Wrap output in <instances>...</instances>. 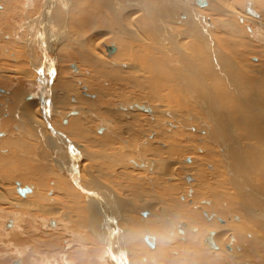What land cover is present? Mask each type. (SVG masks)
<instances>
[{"label": "bare ground", "instance_id": "6f19581e", "mask_svg": "<svg viewBox=\"0 0 264 264\" xmlns=\"http://www.w3.org/2000/svg\"><path fill=\"white\" fill-rule=\"evenodd\" d=\"M0 2V244L52 246L37 214L81 264H264V0Z\"/></svg>", "mask_w": 264, "mask_h": 264}, {"label": "rangeland", "instance_id": "374dc122", "mask_svg": "<svg viewBox=\"0 0 264 264\" xmlns=\"http://www.w3.org/2000/svg\"><path fill=\"white\" fill-rule=\"evenodd\" d=\"M1 3V2H0ZM20 3H21V1H20ZM1 5V4H0ZM11 24H13V22H11ZM0 30H2V28H0ZM1 33V35H2V32H0ZM105 33V32H104ZM7 35H9L8 33H6ZM0 35V36H1ZM106 38H107V40L106 41H104L105 42V44H109L108 42L109 41H111V40H109V36L108 35H106ZM67 62H65V67L68 65L69 66V68H70V70H71V72L74 74L75 72L73 71V69H71V66L72 65H76V63H75V57L74 56H72L71 57V55H69V54H67ZM73 58V59H72ZM14 60H16V58H14ZM14 60L12 61V59H11V63L10 64H15V62H14ZM19 60V59H18ZM75 63V64H74ZM68 68V67H67ZM78 68V67H77ZM79 69V68H78ZM57 70V69H56ZM84 73H87V75H89V73H91L90 72V70H86V69H84ZM86 75V74H85ZM12 79V78H11ZM17 80H15L14 79V82H16ZM79 84V83H78ZM51 92L53 93V88H51ZM79 95H80V93H79ZM127 98V97H126ZM124 100H127V99H124ZM141 113H144V112H142V111H140ZM62 115V114H61ZM57 117V113L54 115V118H56ZM11 119H13V118H11ZM15 119V118H14ZM57 119H59V118H57ZM105 119V118H104ZM95 120H97V119H94V121ZM11 122L12 121H8V123H10V125H11ZM5 123H1L0 124V130H2L3 128H4V125ZM89 125L91 126V129H92V132H94V128H95V125H93V122H91V123H89ZM3 128H2V127ZM10 129H11V127H10ZM2 133H9V131H7V130H5L4 132H2ZM6 137V136H5ZM3 138V137H2ZM119 140V139H118ZM118 140H114V141H118ZM77 143V142H76ZM80 144L82 145V143L80 142ZM117 145V144H116ZM40 158L42 159V156H40ZM130 158L132 159V158H135V154H134V152L133 151H131V153H130ZM186 158H189V157H186ZM185 158V159H186ZM127 161H125V160H123V161H121V162H119V166L120 167H122V168H125L126 170H131V171H133L132 169H130V166H128L127 164ZM122 168L121 169H118L119 171H121L122 170ZM136 170V169H135ZM180 171V172H179ZM178 171V173L179 174H181V177L183 176V175H185L184 174V171H182V170H179ZM181 172H183V173H181ZM134 176H135V174H132V176L131 177H129V179H133L134 178ZM50 186H52V184H50ZM224 189H222V191H223ZM110 192V196L112 197H114V196H116L117 194L115 193V192H113L112 190H110L109 191ZM31 193H32V191H31ZM46 193V192H45ZM51 194V193H50ZM188 194H190V193H188ZM189 197L190 196H187V198L184 200V199H181L182 197H180L179 198V200L180 201H182V202H189V200L191 201L192 200V198L190 197V199H189ZM212 200V199H211ZM201 205V204H200ZM215 206V208H214V210H215V212H216V210H219L220 208H221V211L223 210V209H225L224 207H222L221 205L218 207V204H215L214 205ZM214 206H212V208L214 207ZM217 206V207H216ZM213 210V211H214ZM220 210H219V212H221ZM222 212H224L225 214H226V218L224 219V220H226V221H229L228 219H229V217L231 216V215H229L228 214V212H226V211H222ZM16 213H18V215H20L19 214V212L17 211ZM32 213L33 212H31V215H32ZM34 214V213H33ZM65 214V213H64ZM64 214H62V215H64ZM216 215H218V212H216ZM215 215V217H217ZM40 216V217H39ZM202 216V218L205 220V217L203 216V215H201ZM26 217V216H25ZM35 217V218H34ZM41 217H44V216H42V215H34L33 217H31L33 220H30L31 218H29V219H26L27 220V223H28V221L29 222H31V224L33 223V225L36 227V228H38V232H32V233H36L37 235H38V239H39V241H43V240H45V241H49V242H51L52 243V246H48V247H40V250H38L37 251V249L35 248V247H33L32 245H33V243L34 242H30V243H28V244H25V245H21V244H19V243H17V245L16 246H13V245H15L16 243L15 242H12L11 240H9V241H4V242H2L0 245H3V246H5V247H1L0 246V248H1V250H2V253H3V257H0V260H2V258H3V260H4V263L5 264H20L19 262H21L20 260H18L19 259V254H20V252H21V250L22 251H26L24 254V256H28V254L32 251V250H34V251H36V253L39 255V253L41 254L39 257L41 258V256H43V255H46V253H49L50 254V256H49V262H48V264H62V263H64V262H62V259H69V257H72V260L71 259H69L70 261H68V263H71V264H81V262H79V260L76 258V254H75V251H79L78 249L80 248V246H79V243L77 244V234H78V231H79V229H78V231H77V228L75 229V227L73 226V224L70 226V229H71V227H73L75 230L73 231V233H77V234H73L72 235V237H71V235L70 236H65V235H63V234H54L53 233V231L51 230V229H46V228H44L43 227V224L41 225V223H39V219L41 218ZM61 216H59V218H56V219H58V220H60L61 218H60ZM26 218H28V217H26ZM43 220H48L46 217H44V218H42ZM54 219V218H53ZM206 222H207V220H205ZM219 221V222H218ZM218 222V223H217ZM232 222H236V221H232ZM20 223H22V220L20 219ZM34 223H36V224H34ZM44 223V222H43ZM216 223L217 224H219V225H222L223 223H220V220L218 219L217 221H216ZM21 228V227H20ZM63 233V232H62ZM66 233V232H65ZM51 234V235H50ZM54 235V238L52 237ZM58 237H57V236ZM44 237L43 239H42V237ZM51 236V237H50ZM64 236V237H63ZM50 237V238H49ZM66 237V238H65ZM67 237H69V238H67ZM36 238H37V236H36ZM56 238V239H55ZM37 239V240H38ZM60 239V240H59ZM76 239V240H75ZM228 240H229V238H227ZM52 240V241H51ZM54 240H56V241H54ZM61 240L63 241V242H61ZM67 240H68V242H67ZM11 241V242H10ZM54 241V242H53ZM69 241H70V243H69ZM71 241H73V242H71ZM75 241V242H74ZM203 241V238L201 239V242ZM61 242V243H60ZM143 243H144V245H146L147 244V247H151V245L150 244H148L146 241L144 242V241H142ZM4 243V244H3ZM15 243V244H14ZM72 243V244H71ZM74 243V244H73ZM146 243V244H145ZM215 243V242H214ZM227 243H229L228 241H227ZM8 244V245H7ZM56 244V245H55ZM59 244V245H58ZM68 244H70V245H68ZM77 244V245H76ZM7 245V246H6ZM31 245V246H30ZM202 245L204 246V243L202 242ZM23 246V247H22ZM58 246V247H57ZM66 246V247H65ZM72 246V247H71ZM86 246H88V245H86ZM206 246V245H205ZM8 247H11L10 249L7 248ZM13 247V248H12ZM15 247V248H14ZM18 247H22L21 249H19ZM79 247V248H78ZM17 248H18V250H17ZM52 248H54L53 250H52ZM57 248H59V249H57ZM205 248H207V250H209L210 251V253H212V255L214 256V254L215 253H213V250L211 251L210 249H208V247L206 246ZM13 249V250H12ZM23 249H27V250H23ZM50 249V250H49ZM224 249L226 250V252H229L230 250H228V249H226L225 247H224ZM6 250V251H5ZM14 250H15V252H14ZM47 250V251H46ZM58 250V251H57ZM61 250V251H60ZM66 250V251H65ZM107 250V249H106ZM5 253H4V252ZM98 251H99V253L101 254L102 252H101V250L100 249H98ZM122 251L124 252V251H127V250H125L124 248H123V246H122ZM46 252V253H45ZM45 253V254H44ZM51 253H54L55 255L54 256H51ZM129 253V252H128ZM154 253H155V251H150L148 248H147V251L145 252V254L144 255H141L140 253H137V254H139L140 256H141V258H148L149 256H153L154 257V259H156L158 262H160V263H162V262H164L165 260H163V259H161V258H159V257H157V256H155L154 255ZM15 254V255H14ZM17 254V255H16ZM63 254H65V257L63 256ZM5 255V256H4ZM136 254H134V256H135ZM217 256H218V259H219V261H222L223 259H225L223 256H221V255H215V257L217 258ZM92 257V258H91ZM100 257V256H99ZM98 257V258H99ZM28 258V257H27ZM44 258V257H43ZM98 258L96 259V258H93V253H92V255L90 256V258H88V260L90 261V264H109V262L107 261V260H105L104 262L105 263H103L101 260H100V262H99V260H98ZM135 258H137V259H141V258H139V257H137V255L135 256ZM14 259H16V260H14ZM42 259V258H41ZM100 259V258H99ZM43 260V259H42ZM146 260H148V259H146ZM228 260V259H227ZM13 261H15L14 263H13ZM83 261V260H82ZM141 261V260H140ZM44 262H45V260H44ZM74 262V263H73ZM107 262V263H106ZM89 263V262H88ZM153 263V262H152ZM43 264H45V263H43ZM147 264H151V263H149V262H147ZM154 264V263H153Z\"/></svg>", "mask_w": 264, "mask_h": 264}, {"label": "crops", "instance_id": "0c3cea01", "mask_svg": "<svg viewBox=\"0 0 264 264\" xmlns=\"http://www.w3.org/2000/svg\"><path fill=\"white\" fill-rule=\"evenodd\" d=\"M8 224V223H7ZM14 263V262H13Z\"/></svg>", "mask_w": 264, "mask_h": 264}]
</instances>
